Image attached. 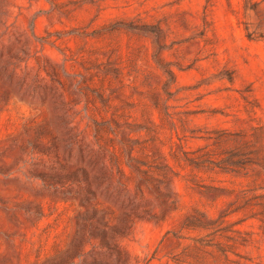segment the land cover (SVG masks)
Returning <instances> with one entry per match:
<instances>
[{
	"label": "rangeland",
	"instance_id": "rangeland-1",
	"mask_svg": "<svg viewBox=\"0 0 264 264\" xmlns=\"http://www.w3.org/2000/svg\"><path fill=\"white\" fill-rule=\"evenodd\" d=\"M229 133L264 158V0H0V264H264L183 227L264 187Z\"/></svg>",
	"mask_w": 264,
	"mask_h": 264
},
{
	"label": "trees",
	"instance_id": "trees-1",
	"mask_svg": "<svg viewBox=\"0 0 264 264\" xmlns=\"http://www.w3.org/2000/svg\"><path fill=\"white\" fill-rule=\"evenodd\" d=\"M220 139V138H219ZM224 141V143H232V146L228 148L227 152L231 158H237V160H230V167H224L226 172H232L235 175H246L248 172V166L251 164L256 165L260 169L264 170V158L260 157V154L251 144V140L246 138L243 134H226L225 138L217 140V142ZM217 146L219 144H216ZM200 156H195L194 158H189L192 164L198 165V160ZM261 171H255L253 176L254 187H248L247 189H231V193L235 192L233 200L228 203V206L221 209L218 216L215 219H207L203 212L194 209L191 213L185 215L183 227L188 229H203L207 230L208 225L220 226L223 223H228L226 219L229 215L242 212L243 217L238 221H244L248 218H255L264 224V187L258 185V179L261 177ZM237 221V222H238ZM228 227L235 224V222L228 223ZM232 224V225H231ZM221 229V228H219ZM216 229L215 231H218ZM224 231H230L231 233L240 234L241 231L238 229L233 230L230 228H223ZM227 243L224 244V251L227 249H233L237 245L243 244L246 239L238 240L234 238L233 235L225 236ZM242 241V242H241ZM227 248V249H225Z\"/></svg>",
	"mask_w": 264,
	"mask_h": 264
}]
</instances>
